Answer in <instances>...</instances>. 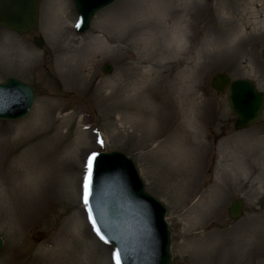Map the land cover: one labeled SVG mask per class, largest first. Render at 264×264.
Returning a JSON list of instances; mask_svg holds the SVG:
<instances>
[{
	"label": "rangeland",
	"instance_id": "obj_1",
	"mask_svg": "<svg viewBox=\"0 0 264 264\" xmlns=\"http://www.w3.org/2000/svg\"><path fill=\"white\" fill-rule=\"evenodd\" d=\"M39 2L34 31L0 26V82L38 91L0 120V264H115L83 203L88 156L112 150L166 206L172 264H264V115L236 130L211 86L224 71L264 91V0H117L84 34L72 0Z\"/></svg>",
	"mask_w": 264,
	"mask_h": 264
},
{
	"label": "water",
	"instance_id": "obj_2",
	"mask_svg": "<svg viewBox=\"0 0 264 264\" xmlns=\"http://www.w3.org/2000/svg\"><path fill=\"white\" fill-rule=\"evenodd\" d=\"M116 0H73L79 15L78 33L88 30L95 14ZM39 0H0V25L24 35L39 23ZM34 42L44 46L42 36ZM107 63L103 71L110 73ZM213 89L227 94L241 130L257 124L264 115V91L242 77L217 72L211 80ZM38 95L29 82L11 76L0 82V119L17 120L32 109ZM92 197L90 198L97 227L121 251L123 264H172V234L166 219V206L148 192L132 158L123 151L100 152L94 165ZM245 201L236 198L228 208L232 220L240 219ZM0 235V255L3 252Z\"/></svg>",
	"mask_w": 264,
	"mask_h": 264
},
{
	"label": "snow or ice",
	"instance_id": "obj_3",
	"mask_svg": "<svg viewBox=\"0 0 264 264\" xmlns=\"http://www.w3.org/2000/svg\"><path fill=\"white\" fill-rule=\"evenodd\" d=\"M79 27V25H77ZM99 143L103 145L104 141L100 140ZM99 153L93 152L91 155L88 156L86 161V173L83 180V203L86 207L88 213V219L91 221V224L96 232V235L100 238V240L108 243V239L105 235L101 232L100 228L97 227V221L93 214V209L91 206L90 198L92 197V185H93V173H94V165L97 160ZM113 259L115 264H123L121 251L118 249L113 254Z\"/></svg>",
	"mask_w": 264,
	"mask_h": 264
},
{
	"label": "bare ground",
	"instance_id": "obj_4",
	"mask_svg": "<svg viewBox=\"0 0 264 264\" xmlns=\"http://www.w3.org/2000/svg\"><path fill=\"white\" fill-rule=\"evenodd\" d=\"M60 16L62 17L63 15L62 14H60ZM211 41V40H210ZM207 43H209V40H206V44ZM66 64H67V60H64L63 61V66L65 67L66 66ZM126 105V104H125ZM126 108L128 109V106L126 105ZM130 108V107H129ZM135 123L137 124L138 122H137V120H135ZM45 192H48V190L47 191H45ZM76 243V242H75ZM78 244H80V243H78Z\"/></svg>",
	"mask_w": 264,
	"mask_h": 264
}]
</instances>
